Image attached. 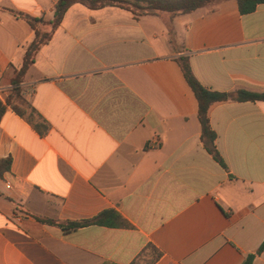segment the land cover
I'll list each match as a JSON object with an SVG mask.
<instances>
[{"label": "crops", "instance_id": "crops-1", "mask_svg": "<svg viewBox=\"0 0 264 264\" xmlns=\"http://www.w3.org/2000/svg\"><path fill=\"white\" fill-rule=\"evenodd\" d=\"M56 1L0 0L2 102L34 36L14 13L48 22ZM181 56L209 90L263 92L264 3L241 14L236 0H209L167 17L66 10L20 84L33 112L7 106L0 119V160H11L0 264H241L260 247L264 101L209 107L222 168L203 147ZM106 209L129 226L63 231L38 220ZM251 264H264V249Z\"/></svg>", "mask_w": 264, "mask_h": 264}, {"label": "trees", "instance_id": "trees-1", "mask_svg": "<svg viewBox=\"0 0 264 264\" xmlns=\"http://www.w3.org/2000/svg\"><path fill=\"white\" fill-rule=\"evenodd\" d=\"M145 1L148 2V0ZM236 1L238 5V10L241 14L250 13L256 8L258 4L264 3V0ZM208 2L209 0H178L176 2L170 3H162L160 1H155L149 7V9L152 10L151 12H140L138 10H133L132 6H130L131 4L125 0H57L53 5L52 19H50L48 22H43L40 19L21 13H14L12 10H9L13 12L15 16L26 21V23L34 30V36L24 51L20 67L16 70L15 75L10 81L12 85L11 95L5 98L4 102L0 100V119L4 114L7 106H10L13 111L21 117H25L28 111L30 113L33 112V108L31 107V105L26 102L21 95L20 84L23 82L24 75L27 72L29 66L33 63L35 54L43 44H46L49 41L52 31L58 26L64 13L71 5L75 3H81L92 9L101 8L104 6H118L130 10L138 15L142 13H154L160 10L161 12H167L174 15L191 12L197 8L204 6ZM133 6H136V8L139 10L141 8L135 4H133ZM46 26L48 27V30H45ZM176 62L179 65L182 75L186 83L190 87L191 91L193 92L197 101V119L200 127V138L203 147L215 162H217L222 168H226L223 159L221 158L220 154L216 149V135L209 126L207 111L212 104L218 102L264 101V91L252 92L244 89H237L232 92H218L209 90L206 87L202 86L196 80L186 57H178L176 59ZM41 127L43 128V130L47 129V126L43 122L41 124ZM39 132L44 133L41 130H39ZM10 162L11 160L9 157L0 160V176L4 172L9 170ZM38 220L41 222L54 224L63 231L75 230L89 225H99L107 227L129 226V224L113 209L103 210L94 217L82 221L54 222L52 220ZM263 249L264 241L260 245V247L254 253L249 254L241 264H251L253 260L262 252Z\"/></svg>", "mask_w": 264, "mask_h": 264}, {"label": "rangeland", "instance_id": "rangeland-1", "mask_svg": "<svg viewBox=\"0 0 264 264\" xmlns=\"http://www.w3.org/2000/svg\"><path fill=\"white\" fill-rule=\"evenodd\" d=\"M127 2H129L133 8V10H138L140 12H151L152 10L149 9V7L151 6V4L155 1H160L162 3H170V2H176L178 0H148V2H146L145 0L143 1H139V0H125ZM133 4L138 5L140 8L137 9L136 6H133ZM127 6V5H126ZM157 12H160V14H162L163 17H167L168 15H170L167 12H161L160 10H158ZM150 250V249H149Z\"/></svg>", "mask_w": 264, "mask_h": 264}]
</instances>
